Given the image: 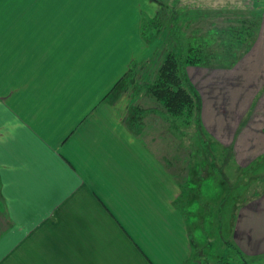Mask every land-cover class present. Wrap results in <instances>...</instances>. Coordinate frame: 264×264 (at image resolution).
Instances as JSON below:
<instances>
[{
    "label": "crops",
    "instance_id": "1",
    "mask_svg": "<svg viewBox=\"0 0 264 264\" xmlns=\"http://www.w3.org/2000/svg\"><path fill=\"white\" fill-rule=\"evenodd\" d=\"M251 3L262 18L241 66H185L214 161L243 171L264 157V0ZM161 7L0 0V264H199L195 201L175 203L193 196L188 150L157 112L126 122L131 105L163 110L145 85L172 42L140 32ZM131 64L133 84L108 94ZM242 198L228 240L264 264V189Z\"/></svg>",
    "mask_w": 264,
    "mask_h": 264
},
{
    "label": "trees",
    "instance_id": "2",
    "mask_svg": "<svg viewBox=\"0 0 264 264\" xmlns=\"http://www.w3.org/2000/svg\"><path fill=\"white\" fill-rule=\"evenodd\" d=\"M180 1L171 0L174 8L160 1L162 15L166 18L164 25L159 23L162 20L143 19L140 26L141 36L145 41H153L157 36L155 34L162 26H166L172 41L171 48L158 65L154 80L145 85L146 93L153 96L162 105L163 110L131 105L126 122L128 125H133L142 114L149 111L157 112L170 122L171 132L188 150L189 169L196 178H192V185L189 187L185 184L181 186L182 192L191 189L193 199L182 193L183 196L175 202L179 205L181 200L183 206H186L192 200L196 201L195 193L200 194L198 192L200 182L203 185L206 179L203 175L201 176L203 168L207 165L209 172L218 173V167L200 123L199 102L196 101L193 90L186 83L182 67L199 64L209 67L232 66L254 43L258 35L262 12L253 6L251 0L238 1V3L234 1L231 5L224 4L208 9L199 6L189 8L188 3L182 5ZM203 26L206 27L203 29ZM134 67L135 64L128 67L108 94L120 95L133 84ZM134 87H136L135 90L140 88L136 83ZM190 128L193 131L190 133L188 142L184 144L183 136L190 131ZM199 199H197L198 202ZM224 199L225 195L217 199L213 206L219 208ZM189 213V211H184V217H188ZM191 233L190 229V236ZM223 243L231 252L228 255H220L214 264H249V260L231 241L224 239ZM202 244L204 245L199 242L200 263L212 264L202 251Z\"/></svg>",
    "mask_w": 264,
    "mask_h": 264
},
{
    "label": "rangeland",
    "instance_id": "3",
    "mask_svg": "<svg viewBox=\"0 0 264 264\" xmlns=\"http://www.w3.org/2000/svg\"><path fill=\"white\" fill-rule=\"evenodd\" d=\"M160 1L162 3H167L168 5L173 7V5L171 4L172 3L171 0H166V1L160 0ZM234 1H237L238 3V1H243V0H181L180 3L182 5L188 3V5H190L189 8L199 6L201 8L208 9V8L222 6L224 4L231 5V3H233ZM154 19H156L157 21L162 20V22H159L161 25H164L166 21V18H164L162 14L156 16ZM205 27L206 26H203V29ZM162 30L165 31L166 33L165 34L166 37L163 39V41L167 43L172 42L171 39L169 38V34L166 26L165 27L162 26L155 35H158L159 32ZM249 53L250 52L248 51V54ZM244 57H246L245 54L241 55L236 60V62H234L232 67L241 66L240 62ZM252 60L254 61L255 59ZM198 66H202L208 69H212V68L229 69L231 67L230 65L220 66V67H209L203 64H199ZM185 69H186L185 67H182V72L184 73L183 76L186 80V83L188 84V87L191 88V90H193L194 92L193 94L196 98V101L198 100L200 105V101H201L200 94L203 93L204 91L202 90V92L200 93L199 90L196 91L193 88L194 85L190 79H187V76L185 74L186 73ZM135 88L136 87H134V89ZM127 89L124 92H126ZM249 98H250L249 96L245 97L243 99V102L245 103L246 100L249 101ZM228 105L229 104H227V106ZM234 106L235 105L232 103V105L230 106L231 110H234ZM220 110L223 111V108ZM189 130L190 131L183 136L184 144L185 142H188V139H190L191 136L190 133L193 131L192 128H190ZM218 161L219 162L221 161L222 164L226 163L225 164L226 167L224 169L223 168L221 169L219 167L220 165H218ZM260 163H264V157L260 159L258 158L257 161H254L252 164H250L246 168V171L245 170L243 171L241 169L237 170V168H235L232 163L228 162L227 156H224L223 153H219V159L216 162V166L218 167V168L216 167L217 172H220L221 174L219 175H222L223 177L224 176L226 177V175L228 177L229 175L230 181L227 184L231 186L230 188H232V192L228 194L227 198H226L227 194L225 193L227 184L222 183L218 179V175H216L214 172L212 171L209 172L208 171L209 167L207 165L203 168L201 172V176L203 175L204 177H206L203 185L199 181L200 182L199 192L201 198L200 199L198 198L199 199V202L197 201L198 204L195 201L194 203H192V206H189L188 208H186V210L188 211L189 209L192 210L189 211L190 212L189 214H187V216L190 217V219L192 220V221L190 220L191 221L190 224L193 223L192 226L193 231L191 234L196 237V240H198V242L204 243V245L203 244L201 245L202 251L205 252L207 259L212 264L215 263L216 259L220 255H228L231 252L225 247L223 241L224 239L230 238L229 223H227V221H229V219H233L236 210L240 206H242L244 199L242 197L252 196L253 193H255V191H260L264 189V164L260 165ZM224 195L226 199H224L225 201L223 202V206L221 203V205L219 204L220 205L219 208L218 206L214 207L213 204H216L217 199L219 200V198H221ZM199 264H201L200 259H199ZM252 264H256V262L255 263L252 262Z\"/></svg>",
    "mask_w": 264,
    "mask_h": 264
}]
</instances>
